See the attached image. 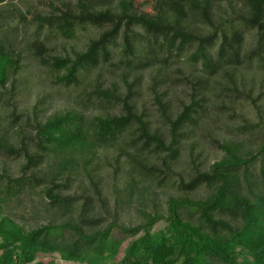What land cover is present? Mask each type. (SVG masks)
Masks as SVG:
<instances>
[{
  "label": "trees",
  "instance_id": "1",
  "mask_svg": "<svg viewBox=\"0 0 264 264\" xmlns=\"http://www.w3.org/2000/svg\"><path fill=\"white\" fill-rule=\"evenodd\" d=\"M44 4L46 11L27 10V20L11 0H0V94L13 92L7 83L21 68L13 44L28 23L26 49L54 85H78L94 73L78 110L35 115L24 123L28 132L10 126V134L0 123V154L19 159L14 173L0 169V264H61L40 255L78 264H264V103L251 100L256 121L235 113L232 137L212 138L222 155L206 169L186 177L175 170L185 141L199 128H220L222 111L242 106L264 81V0H144L149 12L133 0ZM87 28L95 34L83 49L54 54L48 45ZM145 77L163 128L139 103ZM176 82L187 96L178 104L166 97ZM90 105L117 112L87 114ZM7 116L19 118L14 108ZM105 164L113 167V208L103 224ZM78 180L90 193H64ZM165 185L179 194L161 211L139 210L140 222H119L123 205ZM28 192L61 219L25 229L3 213L5 202Z\"/></svg>",
  "mask_w": 264,
  "mask_h": 264
},
{
  "label": "rangeland",
  "instance_id": "2",
  "mask_svg": "<svg viewBox=\"0 0 264 264\" xmlns=\"http://www.w3.org/2000/svg\"><path fill=\"white\" fill-rule=\"evenodd\" d=\"M114 2L118 0H112ZM15 8L21 10L25 15L26 19H31V14L27 12L42 10L46 11L47 7L45 6V0H11ZM134 5L138 8L139 11L145 10L150 11L149 6L144 4V0H133ZM17 23V21L15 22ZM32 24L28 23L25 26H20L18 31L20 34V39L14 42L13 47L19 54V64L21 65L20 70L15 76H10L7 83V88L10 89L13 86V92H8L11 94H0V115H5L4 118L0 119L2 126L8 129V133L13 134V132L22 129L28 132L30 129L25 126V122L31 121V119L36 115L41 119H45L46 116L64 112L66 110H78L79 109V93L83 89L90 90L89 82L90 78L93 76L94 70L88 72L85 78L79 79L78 85L70 87H62L59 85H54L51 82V77L47 74V71L40 67L31 57L28 50L26 49V40L27 36L32 30ZM95 30L93 28H87L85 30H77L75 37L72 39H62L57 36H53L49 42V46L52 48L54 54H63L65 52H70L71 49H83L87 40L94 36ZM104 73V72H102ZM27 76L25 80L17 83L15 80ZM264 79V78H263ZM149 83L148 78L145 77L143 81L142 89L143 93L141 94V99L139 103L145 104L146 112L152 115L151 120L153 126L156 128H163L161 118L158 116L155 111V106L151 105L149 99V93L147 90V85ZM108 83H103V86H107ZM249 88V87H247ZM251 98H245L242 100V106L237 105L234 111H222L223 115L221 116L222 127L215 129H197L194 134H192L191 139L185 141L181 155L175 164V170L180 172L182 176L186 177L189 173H192L195 170V167L199 170L206 169L213 161L217 160L221 155V151L217 149L213 142L212 138H217L218 140L226 139L232 137L231 129L233 128L235 122H237L238 116H234L235 113H244L249 117L251 121H256L257 118L254 114V108L252 105V99L256 98L259 100L260 104L264 103V81L262 83H256L252 87ZM0 89V93H2ZM263 94L261 95V93ZM166 97L171 98L173 103L178 104V99L186 98V93L184 88L180 83L170 84L169 89L167 90ZM261 98V100H260ZM8 99V100H7ZM9 101L7 103V101ZM256 103V102H254ZM14 108V112L18 115V119L15 123H12V118L7 116V112ZM105 112H117V109L112 108H103L98 105H90L85 110L87 114H104ZM233 115L231 118H228V115ZM238 115V114H237ZM223 126V124H225ZM10 126L13 127L11 130ZM113 153V152H112ZM112 155V154H110ZM113 156V155H112ZM112 163V160H110ZM19 163V159H14L12 157H6L3 154H0V169L5 168L10 173H14L16 166ZM113 165V163H112ZM112 170L113 167L109 164H105L101 168L102 173V193L103 197L107 199V210L109 214L101 210L105 220L103 224L110 219V214L113 208V201L111 198L110 189L112 188L113 179H112ZM122 172V166L121 170ZM82 189L86 190L85 192L90 193L91 187L87 181L82 182L81 180L76 181L72 184L71 189L65 191L66 194H80ZM36 191V190H35ZM155 194H152L150 198L141 200L139 202H132L128 205H123L122 210L119 209V222H123L126 225H133L141 221V215L139 210H145L151 212L156 209L161 211L164 208V201L168 196L177 195L178 190H175L171 186H163L154 188ZM197 196L203 194V189H199L196 192ZM100 211V210H99ZM3 213L9 215L16 222H18L25 229H30L42 224L47 223L50 220L59 221L61 218L53 215L51 212L44 210L43 203L41 198L37 196L34 192H28L20 195L19 197H12L10 200L3 204ZM164 223L159 222L155 229L163 227ZM125 241L121 247V251L116 259H119L122 256V249L126 245ZM43 260H48L54 258L55 261L61 264H78L62 261L58 258V255H53V257H43L39 256Z\"/></svg>",
  "mask_w": 264,
  "mask_h": 264
}]
</instances>
